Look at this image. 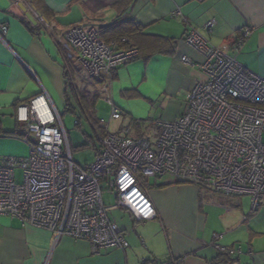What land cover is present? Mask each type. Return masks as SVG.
Wrapping results in <instances>:
<instances>
[{"label":"built area","instance_id":"1","mask_svg":"<svg viewBox=\"0 0 264 264\" xmlns=\"http://www.w3.org/2000/svg\"><path fill=\"white\" fill-rule=\"evenodd\" d=\"M36 20L42 32L52 31L41 17ZM211 26L209 21L205 28ZM6 29L0 24L1 39ZM98 29L80 23L51 36L62 63L69 59L87 73L82 84L96 87L98 82V89L106 92L105 79L134 60L138 51L105 42ZM250 33L244 28L227 48L213 45L191 29L184 42L196 56L180 59L195 64L205 78L185 93L182 113L173 121H156L153 137L133 138L128 126L111 132L108 123L98 119L99 144L90 163L73 161L61 113L45 92L18 104L15 118L25 129L22 139L29 152L23 158L0 156V217H16L51 231L55 238L86 240L98 253L128 246L123 229L108 216L104 190L115 198L112 207L127 210L134 220L156 216L141 185L143 178L170 175L227 197L248 195L252 209L264 205V79L236 59ZM74 66L66 71L75 70ZM106 100L111 105L109 119H120L119 109ZM16 169L21 170V180ZM217 238L214 233L212 245L218 252L230 256L240 252L216 244Z\"/></svg>","mask_w":264,"mask_h":264},{"label":"crops","instance_id":"2","mask_svg":"<svg viewBox=\"0 0 264 264\" xmlns=\"http://www.w3.org/2000/svg\"><path fill=\"white\" fill-rule=\"evenodd\" d=\"M21 3L35 18L44 19L52 31L32 32ZM175 11L179 14L174 15ZM118 17L136 23L146 34L171 38L174 47L171 52L149 53L148 48L141 46L137 59L116 68L105 79L106 92L98 86L87 87L98 97L110 99L119 109L121 118L113 131L128 126L133 138L148 137V132L155 136L156 121H173L182 113L185 93L205 78L195 64L180 59L183 55L196 56L184 42L191 29L213 45L229 48L237 35L249 28L251 33L236 53V59L264 79V0H0V24L7 28L3 39L0 38V118L9 110L15 115L18 104L42 92L55 104L61 102L62 90L64 104V77L51 36L55 35L53 29L62 32L80 23L100 27ZM209 21L212 26L206 29ZM106 105L111 108L109 103ZM110 120L108 116L106 122L109 124ZM1 125L2 119V130L16 129H4ZM9 134H0V156L26 157L22 137ZM168 176L153 177L148 187L141 182L154 206V218L135 227L138 221L123 209L131 222L129 225L122 219L120 226L128 242L126 248H107L95 253L86 240L67 235L55 238L47 229L22 223L16 217L1 216L0 264H152L167 260L176 264H217L219 252L202 238L207 220L204 203L211 199L228 204L229 211L241 206V200ZM112 205L106 206L116 209ZM241 221L228 227L231 232L241 228L245 222ZM151 225L152 231L160 236L158 243L150 235ZM254 238V231L249 229L248 249H243L242 256L233 255L226 262L264 264V245L255 247ZM223 242V246L235 247L237 240L233 236Z\"/></svg>","mask_w":264,"mask_h":264},{"label":"rangeland","instance_id":"3","mask_svg":"<svg viewBox=\"0 0 264 264\" xmlns=\"http://www.w3.org/2000/svg\"><path fill=\"white\" fill-rule=\"evenodd\" d=\"M53 31L55 34L54 36H58L60 34V32H55L54 29ZM54 51H56V49H54ZM57 55H58V60L60 62L61 57L58 52H57ZM67 74H68L69 80L73 79L72 80L73 83L78 88H82L83 86L82 84L83 81H81V78L88 79V75L85 72V70L77 65H75V70L70 69ZM95 84L100 88V84L98 82L94 83V85ZM91 86L92 87L90 88H94L93 85ZM61 89H63V80L61 83ZM61 98H62L61 102H57L55 103V105L57 106L59 112L61 113V119H62L64 128L67 133V139H68L67 145L71 150L72 159L73 161L80 163V164L90 163L93 161V157H94V152H95L94 146L97 147L99 144L98 139H97V134H96V128L94 130L91 126V123H93V121L92 119H90L91 121L90 123L83 116L78 105H76L73 101H71L72 102L71 107L75 111L72 110L71 108H69L68 110H64L62 90H61ZM106 103L108 104L109 101L104 99L103 97L96 98L91 116L96 117L98 119L103 118L106 121V119L110 115V110H111V108L107 107ZM157 106H158L157 108L160 109L159 103L157 104ZM12 114H13V111L9 110L7 113L1 115L0 119H2V125H1L2 128L13 129V128H17V127L19 128V126H22L21 123L18 125L15 123L16 122L14 118L15 115H12ZM78 119L80 123L78 126H76L75 122ZM118 125H119V122L117 120L112 119L110 120L107 129L112 132L118 127ZM23 129L24 127L22 126L21 129L19 130L22 132ZM14 130L15 129L10 130V131H14ZM153 130L154 129L152 127L151 131ZM97 132L99 133L100 131L97 129ZM152 134L153 132L147 133L149 137H151L150 135ZM11 135H15V136L22 137V138L25 136L23 133L11 134ZM21 140L26 150L25 156H27L29 152V144L26 143L24 139H21ZM16 177L18 180H21V170L20 169H16ZM161 178L167 179L169 178V176L163 175V177ZM152 180H153V177L148 178V180L146 181L143 178L141 179V182L146 187H148L152 184L153 182ZM236 198H239L241 200V206H237V208L234 207L229 211L227 210V207L229 206L228 204H224V203L221 204V203H218L217 201H212L211 199L209 201H206V203H204L203 211L207 215V220L205 224V229L202 232V238L206 243L212 244V241H213L212 237H213V234L215 233L218 235V238L215 240V242L221 245H225L223 244L224 240H227L230 237L235 236L237 240V242H235L236 243L235 248L240 249V252L237 253L236 256H242L243 249L244 251L248 249L249 229L253 230L255 233V238H254V243H253L254 246L261 247L262 245H264V205H260L256 209H252L251 199L248 195L236 196ZM103 199L107 206L115 204V198L111 194H109L108 191L106 190L103 191ZM107 213H108V216L111 219H113L119 226H121L123 223L122 219H125L124 222L131 225L130 220H128L129 217L123 214L125 213V211H123L122 208L110 209L108 210ZM241 220L245 221L241 223V226H239L241 228L236 229L235 232H231L232 230H230V228L228 227L230 225L238 224V222H240ZM139 224H143V223L141 221L135 222V227ZM130 227L129 229H131ZM149 230H150V235L153 238L154 242L158 243V241H160L159 240L160 236L158 234H155L154 231H152L153 230L152 225L149 228Z\"/></svg>","mask_w":264,"mask_h":264},{"label":"trees","instance_id":"4","mask_svg":"<svg viewBox=\"0 0 264 264\" xmlns=\"http://www.w3.org/2000/svg\"><path fill=\"white\" fill-rule=\"evenodd\" d=\"M27 26L30 28V30L34 33H39L42 29L41 24L32 25L29 21L26 20ZM99 37L104 40L105 42H111L114 41L118 44L119 47H126V46H132L137 48L138 54L135 57L137 59L141 54V46L143 49L147 50L149 53H156L159 51L164 52H171L174 47V41L171 38L159 36V35H150L143 32L142 28L137 25L136 23L129 21L125 22L120 17L115 19L109 24L102 25L98 29ZM125 39V41H122V39ZM145 58L148 56H144ZM134 59V60H135ZM133 61V60H132ZM63 60H60V65L62 67V74L64 77V104L63 108L64 110H68L69 108L72 109V102L73 101L76 105H78L81 113L83 116L91 123L90 119H92L93 123H91L92 128L95 130V124L98 121V118L92 117L93 112V106L96 98H98V93H92L87 92V87L91 84V82H87L83 84L82 88H78L74 83L70 82L68 78V72L66 71L68 66H74L71 60L67 59L65 63H62ZM75 68V66H74ZM97 81H100L97 80ZM103 80H101L102 82ZM74 110V109H72ZM75 111V110H74ZM80 123L79 119L76 120L75 125L78 126ZM20 124V123H19ZM23 126V125H22ZM22 126L17 127L14 131H4L0 128V134L1 133H11V134H19L24 133V129L21 132L19 129H21ZM225 256V257H224ZM229 254L220 253L218 259L216 261L217 264H228L226 262V259L231 258Z\"/></svg>","mask_w":264,"mask_h":264},{"label":"water","instance_id":"5","mask_svg":"<svg viewBox=\"0 0 264 264\" xmlns=\"http://www.w3.org/2000/svg\"><path fill=\"white\" fill-rule=\"evenodd\" d=\"M20 8H21V10L23 11L25 17L28 19V21H29L32 25H36V24H37V20H36V18H35V16H34L33 12H31L30 10H28V9L26 8V6L23 5L22 3H21V5H20Z\"/></svg>","mask_w":264,"mask_h":264}]
</instances>
